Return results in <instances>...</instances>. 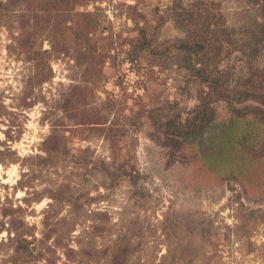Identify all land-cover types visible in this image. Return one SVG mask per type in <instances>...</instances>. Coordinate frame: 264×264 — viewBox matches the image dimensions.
<instances>
[{"label": "rangeland", "instance_id": "1", "mask_svg": "<svg viewBox=\"0 0 264 264\" xmlns=\"http://www.w3.org/2000/svg\"><path fill=\"white\" fill-rule=\"evenodd\" d=\"M0 227V264H264V0H0Z\"/></svg>", "mask_w": 264, "mask_h": 264}, {"label": "trees", "instance_id": "2", "mask_svg": "<svg viewBox=\"0 0 264 264\" xmlns=\"http://www.w3.org/2000/svg\"><path fill=\"white\" fill-rule=\"evenodd\" d=\"M16 221H18L19 222V220H16ZM20 223V222H19ZM13 224H16V222L15 223H13ZM21 224V223H20ZM3 229H2V227H0V232L2 231ZM9 231H10V228H9V230H8V228H7V233L8 234H10L9 233ZM24 234H25V232H23V233H17V235H16V237H14L15 236V234H14V236L13 237H11V236H9V238H13L14 240H19L20 241V245H21V248L19 249V250H15V252H16V254H18V252H20V255H21V257H23V255H22V253H24V254H29V255H31V250H30V247H29V241L27 240V238L24 236ZM1 240H3V239H1ZM0 240V241H1ZM1 243H2V241H1ZM19 245V246H20ZM118 254H120V253H118V251L117 252H115V256H114V258H115V260H116V258H118Z\"/></svg>", "mask_w": 264, "mask_h": 264}]
</instances>
